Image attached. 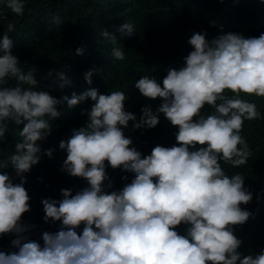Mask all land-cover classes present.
Here are the masks:
<instances>
[{
    "label": "clouds",
    "instance_id": "9594fccd",
    "mask_svg": "<svg viewBox=\"0 0 264 264\" xmlns=\"http://www.w3.org/2000/svg\"><path fill=\"white\" fill-rule=\"evenodd\" d=\"M0 3L24 14L25 0ZM53 20L61 23L59 17ZM0 23L5 24L0 38V144L7 142L9 125L19 128L20 137L11 153L0 149V237L13 235L16 249L0 251V264H264V249L248 255L239 251L243 242L234 229L255 218L241 207L253 195L243 175L229 176L221 166V161L233 167L248 162L252 150L241 135L244 122L264 119L254 102L242 98H264V33L245 37L222 32L209 41L207 33L194 32L188 40L193 50L183 66L167 69L162 84L149 75L135 81L143 97L161 100L155 110L142 107L137 117L125 109L123 91L101 94L92 88L59 99L40 90L34 70L25 72L13 54L9 34L16 32L15 24L7 16ZM116 31L129 38L136 34L130 22ZM100 36L116 44L117 36L107 29ZM75 54L83 55L84 49ZM112 56L125 59L115 46ZM95 74L91 69L84 73L89 85ZM55 75L60 89L72 85L63 71ZM88 99L92 105L82 113L86 126L59 141L67 153L61 171L86 181L87 187L75 194L61 189L62 199L42 200L44 222L61 226L56 232L41 230V244L30 237L37 225L22 222L31 210L25 174L44 156L53 157L55 149L42 150L40 142L52 135L58 107L66 102L74 108ZM206 105L213 111L205 115ZM161 114L178 129L176 144L156 145L144 156L123 129L129 122L133 130L155 129ZM109 166L134 178L122 189L108 191L113 188ZM181 225L186 226L183 234L177 231Z\"/></svg>",
    "mask_w": 264,
    "mask_h": 264
},
{
    "label": "trees",
    "instance_id": "16d2710c",
    "mask_svg": "<svg viewBox=\"0 0 264 264\" xmlns=\"http://www.w3.org/2000/svg\"><path fill=\"white\" fill-rule=\"evenodd\" d=\"M25 3L23 15L12 13L0 3V17L7 16L15 24L16 32L9 34L13 54L19 58L25 72L34 70L39 89L48 90L59 99L66 95L71 97L73 92L83 94L92 88L101 94L123 91L128 97L125 109L137 117L142 114V107L150 105L155 110L161 100L143 97L134 87L135 81L149 75L162 84L167 69L183 66L184 58L193 50L188 40L194 32L207 33L209 41L222 32L240 33L245 37L264 33V0H25ZM54 17H59L61 23L56 24ZM126 22L135 26L136 34L131 38L116 31ZM105 29L117 36L115 45L100 36ZM4 30L5 24L0 23V38ZM114 46L125 53L123 61L112 56ZM78 48L84 49L83 55L75 54ZM90 69L96 70L91 85L84 78V73ZM50 71L53 72L51 77ZM61 71L72 81V85L64 89L58 87L55 75ZM242 98L254 102L264 116V98L244 95ZM91 105L88 99L74 108H69L66 102L58 107L60 116L51 121L52 135L40 142L42 150L55 149L53 157L44 156L25 174L24 186L31 197V210L23 215L22 222L37 225L30 237L41 244V230L56 232L61 226L60 222H44L42 200L62 199L61 189L75 194L87 187L86 181L61 171L67 153L60 150L59 141L68 139L73 129L86 126L87 117L82 113ZM212 111L206 105L202 114ZM159 120L155 129L133 130L132 122L123 129L144 156L150 155L156 145L176 144L178 129L162 114ZM18 133L17 126L9 125L7 142L0 144V149L11 153L20 139ZM241 135L249 144L252 156L240 167L223 161L221 166L229 176L243 175L245 187L253 195L252 201L241 207L252 212L255 218L234 229L243 242L239 251L248 255L264 249V119L246 120ZM6 171L19 183L13 169ZM107 173L113 182V188L108 191L120 190L134 178L132 173L110 166ZM124 176L128 177L127 181L122 179ZM185 227L181 225L177 231L183 234ZM82 228L83 225L78 231ZM14 238L11 234L0 237V251H15L11 245Z\"/></svg>",
    "mask_w": 264,
    "mask_h": 264
}]
</instances>
